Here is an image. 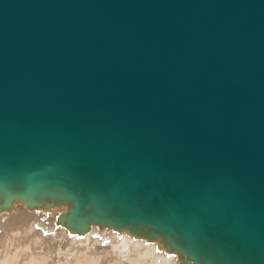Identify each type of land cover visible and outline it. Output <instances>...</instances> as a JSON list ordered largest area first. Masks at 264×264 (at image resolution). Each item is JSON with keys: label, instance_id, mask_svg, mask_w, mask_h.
<instances>
[{"label": "water", "instance_id": "water-1", "mask_svg": "<svg viewBox=\"0 0 264 264\" xmlns=\"http://www.w3.org/2000/svg\"><path fill=\"white\" fill-rule=\"evenodd\" d=\"M7 186L264 264V0H0Z\"/></svg>", "mask_w": 264, "mask_h": 264}, {"label": "bare ground", "instance_id": "bare-ground-1", "mask_svg": "<svg viewBox=\"0 0 264 264\" xmlns=\"http://www.w3.org/2000/svg\"><path fill=\"white\" fill-rule=\"evenodd\" d=\"M60 193L0 188V264H194L145 226L87 219L82 227L70 216L74 201Z\"/></svg>", "mask_w": 264, "mask_h": 264}]
</instances>
